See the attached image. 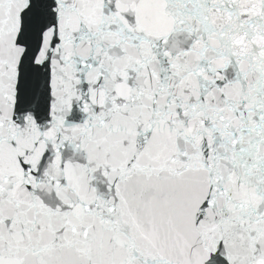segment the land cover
<instances>
[{"label":"snow or ice","instance_id":"6c2138e0","mask_svg":"<svg viewBox=\"0 0 264 264\" xmlns=\"http://www.w3.org/2000/svg\"><path fill=\"white\" fill-rule=\"evenodd\" d=\"M0 264H264V0H0Z\"/></svg>","mask_w":264,"mask_h":264}]
</instances>
